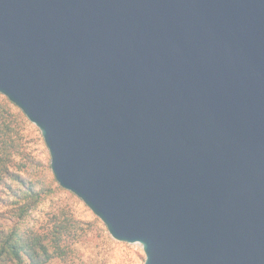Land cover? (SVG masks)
<instances>
[{
    "label": "water",
    "instance_id": "obj_1",
    "mask_svg": "<svg viewBox=\"0 0 264 264\" xmlns=\"http://www.w3.org/2000/svg\"><path fill=\"white\" fill-rule=\"evenodd\" d=\"M0 95L143 264H264V0H0Z\"/></svg>",
    "mask_w": 264,
    "mask_h": 264
},
{
    "label": "rangeland",
    "instance_id": "obj_2",
    "mask_svg": "<svg viewBox=\"0 0 264 264\" xmlns=\"http://www.w3.org/2000/svg\"><path fill=\"white\" fill-rule=\"evenodd\" d=\"M15 111L20 112L17 108ZM23 118L20 154L15 156L11 170L32 183L42 193V200L20 222L21 228L46 232L66 215L77 221L81 228L80 235L67 243L68 253L64 260L54 259L49 264H143L145 256L140 245L112 239L105 226L80 199L58 186L40 132ZM7 184L13 189L20 186L12 181ZM11 194L12 190L8 188L0 191V221L4 226L18 220L14 213L20 204Z\"/></svg>",
    "mask_w": 264,
    "mask_h": 264
},
{
    "label": "trees",
    "instance_id": "obj_3",
    "mask_svg": "<svg viewBox=\"0 0 264 264\" xmlns=\"http://www.w3.org/2000/svg\"><path fill=\"white\" fill-rule=\"evenodd\" d=\"M15 110L0 95V191L11 189L12 197L20 204L14 213L17 221L7 226L0 221V264H49L54 259L64 260L68 253L67 243L80 235L77 221L66 215L46 232L20 226L29 211L40 203L42 193L11 170L15 156L20 154L21 119H24V115ZM7 181L17 182L20 186L13 189Z\"/></svg>",
    "mask_w": 264,
    "mask_h": 264
}]
</instances>
